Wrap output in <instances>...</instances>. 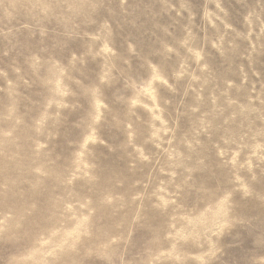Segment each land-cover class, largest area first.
<instances>
[{
	"label": "rangeland",
	"instance_id": "374dc122",
	"mask_svg": "<svg viewBox=\"0 0 264 264\" xmlns=\"http://www.w3.org/2000/svg\"><path fill=\"white\" fill-rule=\"evenodd\" d=\"M0 264H264V0H0Z\"/></svg>",
	"mask_w": 264,
	"mask_h": 264
}]
</instances>
